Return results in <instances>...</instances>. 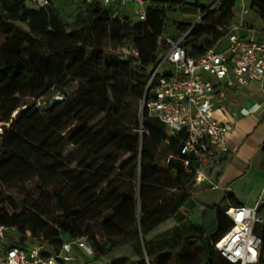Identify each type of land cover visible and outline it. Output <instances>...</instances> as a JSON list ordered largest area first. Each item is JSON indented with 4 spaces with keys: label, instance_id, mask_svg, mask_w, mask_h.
Masks as SVG:
<instances>
[{
    "label": "trees",
    "instance_id": "1",
    "mask_svg": "<svg viewBox=\"0 0 264 264\" xmlns=\"http://www.w3.org/2000/svg\"><path fill=\"white\" fill-rule=\"evenodd\" d=\"M187 4L202 8V22L192 26L176 21L178 34H169V13ZM235 4L222 0L206 12L207 5L199 0H148L144 21L129 15L121 21L112 7L79 0L66 23L53 5L35 8L26 0H0V23L7 27L0 46V122H6L0 132V225L15 228V245L47 242L49 251H57L65 241L85 237L97 264H228L214 244L233 225L224 213L232 194L219 204L200 206L201 227L179 215L187 204H196L185 187L196 173L194 162L186 166L181 153L187 133L168 136L166 126L146 111L141 122L137 117L140 102L150 96L151 72L166 49L159 37L187 34L184 44L191 55L200 56L226 35V29L217 27L232 22ZM251 6L264 16V0H251ZM244 27L256 28L250 22ZM124 44L139 55L121 52ZM76 81V91L69 92ZM47 91H52L49 103L63 94L56 106L29 102ZM21 106L26 108L9 125ZM133 107L136 120L128 121ZM71 146L82 152L76 167L67 154ZM230 161L225 153L206 174L216 172L218 180ZM29 188L35 199L28 206L26 196L16 202L4 192L25 193ZM173 190L179 200L170 208L164 202ZM258 211L263 213L264 202ZM99 219L105 234L86 224ZM164 223L175 229L159 236ZM256 231L262 238L264 264V223ZM61 233L73 235L65 240ZM193 238L206 248L202 261L188 246Z\"/></svg>",
    "mask_w": 264,
    "mask_h": 264
},
{
    "label": "built area",
    "instance_id": "2",
    "mask_svg": "<svg viewBox=\"0 0 264 264\" xmlns=\"http://www.w3.org/2000/svg\"><path fill=\"white\" fill-rule=\"evenodd\" d=\"M87 1L112 7L121 21L125 15L115 9L117 5L134 3L136 19L144 21L147 16L148 0ZM26 3L35 8L55 6L52 0H26ZM75 4L73 14L78 2ZM249 10L244 6L242 18ZM243 26L244 19L228 28L226 35L200 56L191 55L184 44L187 34L178 39L161 36L158 40L160 45L165 42L166 49L151 72L150 96L144 98L142 110L159 119L166 126L168 136L181 131L187 133L181 153L185 156L186 166L194 162L197 181L205 177L206 171L220 160L222 154L230 152L231 125L216 116L215 98H224L229 87L241 91L252 82L264 86V41L240 35L238 30ZM127 52L134 57L139 55L136 48ZM166 62L170 69L161 74L159 69ZM259 107L260 104L244 107L234 111L233 117L237 119L239 114L253 113ZM263 202L264 194L253 207L238 205L224 210L233 225L214 247L228 264H261L262 238L256 229L264 223V217L258 211ZM11 229L15 230L0 225V264H83L84 257L93 256V247L85 237L65 241L59 250L49 251L42 242L9 243Z\"/></svg>",
    "mask_w": 264,
    "mask_h": 264
},
{
    "label": "crops",
    "instance_id": "3",
    "mask_svg": "<svg viewBox=\"0 0 264 264\" xmlns=\"http://www.w3.org/2000/svg\"><path fill=\"white\" fill-rule=\"evenodd\" d=\"M242 28V33L238 30L240 35L248 39L264 41L257 37L256 31L264 32V30L257 27L254 30L244 26ZM215 102L216 116L231 125L229 132L231 161L218 180H216V172L211 176L205 173L201 181H197L194 175L185 187L193 195V201L198 208L201 205L219 204L224 198H230V194L233 198L227 199L230 206L253 207L264 194V86L259 82H252L241 91L229 87L226 89L225 97H216ZM254 104H260L255 112L247 115L239 114L238 118L234 119V111ZM206 191L209 193L206 198H212L209 203L197 201L196 195L206 194ZM261 215L264 217V213ZM83 264H88V261L84 260Z\"/></svg>",
    "mask_w": 264,
    "mask_h": 264
},
{
    "label": "rangeland",
    "instance_id": "4",
    "mask_svg": "<svg viewBox=\"0 0 264 264\" xmlns=\"http://www.w3.org/2000/svg\"><path fill=\"white\" fill-rule=\"evenodd\" d=\"M79 1V0H78ZM77 0H52L53 4L59 8L60 13L62 14V16L65 19V22L67 23L68 21L70 22L73 16V12L76 9V2H78ZM189 2H193L194 0H187ZM222 0H199V2L203 5H207V11L212 10L213 8L217 7L220 2ZM244 6H247L248 8H250L248 14H245L244 17L242 18V10L244 8ZM134 7L135 4L134 3H129L126 5H117L115 7V9H118L121 13L129 15L131 18L136 19L137 16L134 12ZM2 7L0 5V14L3 12L2 11ZM204 15V11L202 10L201 7H194L190 4H187L185 6V8L183 9H178L176 11H172L169 13V17H168V24H167V31L169 34L171 35H176L178 34V30L177 27L175 25V22H185V23H191L192 26H195L196 24H199L200 22H202V18ZM212 16V15H211ZM244 22H250V23H254V25L257 28L262 29V31L264 30V16H260L257 11L256 8L251 6V0H236V4H235V16L232 20V22L230 24H220L217 28L219 31H222L224 29L228 30V28H232L233 26L237 25L238 23L241 22V20ZM21 24V23H20ZM24 28H27V26L25 24H21ZM6 25H3L2 23H0V46L2 45V43L5 40V30H6ZM72 28L68 27V31H71ZM188 31V30H187ZM239 31L242 33L243 32V28L241 27L239 29ZM257 31V37H260L262 39H264V32H261L260 30H256ZM261 40V39H260ZM122 49H120L121 52H126V54L128 53L127 50H129V46L127 44H124L123 46H121ZM165 48L162 50V53H164ZM162 58V56H161ZM152 67H150L151 69ZM170 69V66L168 65V63H164L160 69L159 72L161 74L166 73L168 70ZM77 81L74 82L71 86V88L67 89L69 92H75L76 88H77ZM52 91H47L44 95H42L41 97H31L29 98V102L31 104H34L35 106H40V107H45L47 105H51V103L48 102V100L50 99V95H51ZM54 97H58L60 99L63 98V94L61 93H57L56 95L53 96ZM26 108V106H21L18 107L12 114V116L16 113H21L22 110H24ZM135 110V107H133V109H131L129 116H128V121L130 120H136V116L134 115L133 111ZM142 114H143V110H142V103L140 102V106H139V113H138V120L139 122H141V118H142ZM6 122H0V128H2L3 125H5ZM9 124V123H8ZM7 124V125H8ZM140 132L142 130H139ZM67 154H71L69 159L72 162V166L76 167L78 165V157L82 156V152L74 147L71 146L68 151ZM190 181V180H189ZM135 185H136V189H137V218L139 217V214L141 213V207H140V198H139V190H140V181L139 179H137L135 181ZM5 193L9 194L10 196H12L16 202H19V200L23 199L21 198L22 196H26L27 198H24L25 202H26V206L30 205V203L32 202V200H34L35 198H31L34 197L35 194L34 192L31 190V188L28 189V191H26L25 193H21L20 190L18 189H13V190H5ZM171 192V195H169L168 198L165 199V206L170 207V208H174L176 206V204L178 203L179 198H177V196H179V193L177 191H169ZM206 194H201L199 196V194L196 195V199L197 201H200L202 203H209L208 201H210L212 198H206V195L208 196L209 193H207V191L205 192ZM57 202L54 203V205L56 206ZM20 208H24V205H20ZM168 209V208H167ZM202 210H200V208L197 207V204L190 203L187 204L186 206H184L181 210V213L179 215H185L190 217L193 221L197 222L200 224L201 227V219L200 217L202 216ZM264 213V211H263ZM139 220V218H138ZM82 222V220L78 221V225H80ZM90 222V223H89ZM101 222L102 219H99L98 221H86V224H91L92 226H98L97 229H100V231H102L104 234L107 233L108 231L105 229L101 228ZM136 227L138 228V221L136 222ZM96 228V227H95ZM174 227H172V225L170 223H164L159 229H158V235L159 236H164L167 234H170L171 232L174 231ZM71 234V233H70ZM66 234V233H61L60 234V238L63 239H68L70 238L71 235L73 234ZM94 236V235H93ZM90 237V235H89ZM94 238H96L97 241L101 240V237L95 235ZM19 237L16 233V230H9V234H8V242L9 243H14L16 241H18ZM31 240H28L27 243H31ZM45 246H49L50 244L47 242H44ZM191 252L194 253L195 255L197 254V258L199 259V261L203 260L205 255H206V248L204 246L203 241H201L200 239H196L193 238L191 239L189 245ZM182 256L183 253L181 252ZM85 260L88 261V264H97L96 261H94L93 257L88 258L84 257ZM147 264V263H146Z\"/></svg>",
    "mask_w": 264,
    "mask_h": 264
},
{
    "label": "water",
    "instance_id": "5",
    "mask_svg": "<svg viewBox=\"0 0 264 264\" xmlns=\"http://www.w3.org/2000/svg\"><path fill=\"white\" fill-rule=\"evenodd\" d=\"M149 90V87L147 88V91ZM61 99L58 98V97H54L52 98L51 100V105L54 107L58 104V102L60 101ZM20 113H16L12 116V118L10 119V122H9V125L14 123L19 117H20Z\"/></svg>",
    "mask_w": 264,
    "mask_h": 264
}]
</instances>
